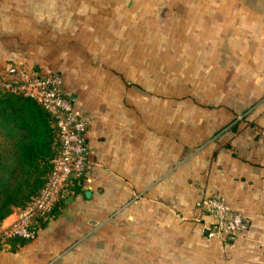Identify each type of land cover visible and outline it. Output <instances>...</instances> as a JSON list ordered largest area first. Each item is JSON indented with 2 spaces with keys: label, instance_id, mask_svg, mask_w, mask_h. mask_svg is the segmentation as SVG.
Here are the masks:
<instances>
[{
  "label": "crops",
  "instance_id": "obj_1",
  "mask_svg": "<svg viewBox=\"0 0 264 264\" xmlns=\"http://www.w3.org/2000/svg\"><path fill=\"white\" fill-rule=\"evenodd\" d=\"M209 65L264 99V0H0V73L59 72L92 165L26 243L19 208L0 223V264H264V110L227 129L240 108L192 89ZM214 193L250 220L234 240L206 234Z\"/></svg>",
  "mask_w": 264,
  "mask_h": 264
},
{
  "label": "built area",
  "instance_id": "obj_2",
  "mask_svg": "<svg viewBox=\"0 0 264 264\" xmlns=\"http://www.w3.org/2000/svg\"><path fill=\"white\" fill-rule=\"evenodd\" d=\"M6 91L24 93L37 99L52 115L61 142L45 186L26 206L18 209L15 219L3 229L4 236L17 234L31 239L37 233L40 218H48L58 201L68 199L75 177L85 176L91 180L87 122L65 95L63 78L57 71L33 72L24 76L0 74V92ZM199 205L204 213L211 216L208 226L211 234H220L230 241L244 234L250 226L248 216L230 208L219 194L204 196Z\"/></svg>",
  "mask_w": 264,
  "mask_h": 264
},
{
  "label": "trees",
  "instance_id": "obj_3",
  "mask_svg": "<svg viewBox=\"0 0 264 264\" xmlns=\"http://www.w3.org/2000/svg\"><path fill=\"white\" fill-rule=\"evenodd\" d=\"M238 126L239 121L227 129L237 131ZM60 148L53 117L37 99L20 92H0V223L40 193ZM88 182L85 176L75 177L70 194L84 191ZM64 201H58L51 213ZM46 220L40 218V224ZM8 240L16 249L29 238L16 234Z\"/></svg>",
  "mask_w": 264,
  "mask_h": 264
},
{
  "label": "rangeland",
  "instance_id": "obj_4",
  "mask_svg": "<svg viewBox=\"0 0 264 264\" xmlns=\"http://www.w3.org/2000/svg\"><path fill=\"white\" fill-rule=\"evenodd\" d=\"M183 54H174V57H177V59L182 60ZM207 56V54H206ZM216 73L215 70H213V67L211 65H209L208 68H204L202 69V73L204 72L205 74V78L201 79V82L204 84H197L195 85V88L193 87L192 89L195 90L194 92H196V94H198V96L200 98L205 97L206 99L203 101L206 104H226V105H234L237 106L238 108H240L239 112H237V116L234 117L233 121L230 123L233 124L237 121H239V126H238V130L236 132H241L242 130L244 131V129L246 128H256L258 131L257 135H260L259 132L261 131V129L258 127V125H255L253 120L254 119H250L251 116V111L255 109L257 110H264V103H262V101H264V99L262 101H254L251 100V97H245L246 94H242L240 93L241 91L246 90V92H249V94L252 92L251 90L253 88H257L255 85L252 84H246V85H238L237 88L234 87V85H222L221 88H219L218 86L212 84V78L214 76V73ZM227 72V69H222L221 73H225ZM3 74L5 76H8L9 74L6 73H0ZM232 90H235L234 94L232 96H227L229 92H232ZM223 91V93H222ZM225 91V92H224ZM251 91V92H250ZM226 94V95H225ZM218 95L220 96H226V100L222 99L219 100L218 99ZM254 101V102H252ZM229 125V126H230ZM250 130V129H249ZM249 229V228H248Z\"/></svg>",
  "mask_w": 264,
  "mask_h": 264
},
{
  "label": "water",
  "instance_id": "obj_5",
  "mask_svg": "<svg viewBox=\"0 0 264 264\" xmlns=\"http://www.w3.org/2000/svg\"><path fill=\"white\" fill-rule=\"evenodd\" d=\"M210 230L209 229H206V234H209Z\"/></svg>",
  "mask_w": 264,
  "mask_h": 264
}]
</instances>
